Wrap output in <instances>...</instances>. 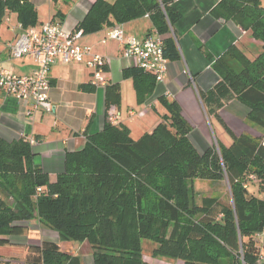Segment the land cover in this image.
<instances>
[{
    "label": "trees",
    "instance_id": "1",
    "mask_svg": "<svg viewBox=\"0 0 264 264\" xmlns=\"http://www.w3.org/2000/svg\"><path fill=\"white\" fill-rule=\"evenodd\" d=\"M174 1L95 0L75 30L91 33L148 14L152 29L163 37L164 55L175 60L179 52L171 31L179 14ZM262 1L218 0L211 14L262 41V51L253 60L229 46L214 69L248 107L247 121L264 131ZM10 14L18 22L16 35L40 23L30 0H0V23ZM54 18L59 21L52 22L61 23L64 16L57 11ZM122 74L133 80L139 99L148 101L156 86L154 76L138 66ZM79 89L92 91L93 85L83 83ZM156 99L163 111L152 131L133 139L128 126L106 121L100 131L85 135L82 148L65 153L64 171L54 181L34 163L26 136L12 141L0 137V236L14 233L21 221L37 219L61 241H87L94 264H145L142 240L154 243L155 256L180 264H257L249 237L264 230L262 138L236 136L226 129L229 146L217 143L198 153L177 102ZM118 101L119 87L106 85V106ZM155 177L161 182H154ZM195 179H225L231 202L205 196L197 204L192 197ZM32 251L37 256L23 264H82L78 255L62 252L54 243L43 242Z\"/></svg>",
    "mask_w": 264,
    "mask_h": 264
},
{
    "label": "crops",
    "instance_id": "2",
    "mask_svg": "<svg viewBox=\"0 0 264 264\" xmlns=\"http://www.w3.org/2000/svg\"><path fill=\"white\" fill-rule=\"evenodd\" d=\"M30 1L39 17V8L43 7L44 0ZM50 1L55 8L50 9L48 19H39V22L59 21L58 18L53 19L59 11L64 16L60 25L67 31H74L95 0H70V6L68 0ZM217 1H174L172 6L178 12L179 19L171 32L179 58L169 60L165 76L162 81L156 82L153 92L146 98L148 101L139 99L130 77H123V69L136 67L134 59L125 57L124 45L109 38L107 32L110 28L104 27L95 32L82 33L78 43L91 46L94 52L106 58L104 75L107 85L116 84L119 87V101L106 106V86H93L92 91L79 89V85L91 84L92 80L91 69L83 63L65 64L57 61L48 72V109L38 111L33 121L26 118L24 106L16 97L0 90V137L6 141L25 136L33 138V161L41 166L51 181L64 171L65 153L82 148L86 134L102 129L108 121L110 107L120 112L118 120L111 123L128 126L130 133L152 131L161 120L163 111L156 99L158 96L174 100L180 106L182 116L191 127L189 140L198 153L212 146L213 140L229 146L232 139L226 129L236 136L246 134L259 137L263 130L247 121L248 107L236 99L214 69L215 60L229 46L234 45L247 58L253 59L259 52V42L249 32L243 33L234 22L215 18L211 9ZM13 18L15 15L10 14L7 22ZM116 26L125 35L138 38L154 31L146 14ZM15 27L13 33L16 35ZM7 48H0V68L9 69L15 74H30L35 64L25 58H10ZM130 109L134 110L133 116L128 113ZM0 239L5 240L0 243V264H23L27 259L37 256L32 248L40 247L43 242L54 243L62 252L78 255L82 264H94L87 241H61L57 232L42 227L37 219L22 221L18 230L0 236Z\"/></svg>",
    "mask_w": 264,
    "mask_h": 264
},
{
    "label": "built area",
    "instance_id": "3",
    "mask_svg": "<svg viewBox=\"0 0 264 264\" xmlns=\"http://www.w3.org/2000/svg\"><path fill=\"white\" fill-rule=\"evenodd\" d=\"M81 35L82 30L67 31L60 23L49 21L22 30L8 42L10 58H25L35 64L33 71L27 75L15 74L9 69L0 68V90L16 97L23 104L25 116L29 121H33L36 113L42 108L48 109L50 89L48 72L57 61L65 64L83 63L91 69L93 86L107 85L104 75L106 58L94 52L91 46L78 43ZM107 35L124 45L125 57L133 58L136 66L151 73L156 82L162 81L169 60L164 55L163 37L155 30L143 38H138L134 35H125L120 27L115 26L108 30ZM128 113L133 116L134 110L130 109ZM119 115V111L110 107L107 120L115 122ZM25 140L29 144L35 142L31 137ZM250 179L254 180L255 177L251 175ZM36 191L39 192L40 188ZM256 235L258 243L263 245L264 230ZM258 261L263 264L264 256L260 255Z\"/></svg>",
    "mask_w": 264,
    "mask_h": 264
},
{
    "label": "rangeland",
    "instance_id": "4",
    "mask_svg": "<svg viewBox=\"0 0 264 264\" xmlns=\"http://www.w3.org/2000/svg\"><path fill=\"white\" fill-rule=\"evenodd\" d=\"M262 2L264 3V0ZM68 5L70 6V0H68ZM53 8H55V6L53 5V3L50 0L49 1L44 0L43 7L39 8V17L38 18L40 20L48 19V13H49L50 9H53ZM12 26H14V27L16 26V18L11 19L9 22H7L4 19L0 23V48H7V46L5 47V44L6 43L8 44V42L12 41V39L15 35V33H13L14 27L11 28ZM241 31L244 33V31L242 29H241ZM247 32H249L251 34L250 31H247ZM251 36H252V34H251ZM252 38L255 41L259 42V47H260L259 52L254 56V58H256L260 54V52L262 51V41L254 38L253 36H252ZM235 67H236V70L239 69L238 64ZM156 125H157V123L155 124V126ZM150 131L151 130H148V132H150ZM260 132L262 135H260L259 138H262V142H264V131H260ZM130 135L133 139H138L142 134H136V133H134V131H132L130 133ZM215 137H216V139L218 138L216 135H215ZM213 142H214L213 145H215V146H217V143L220 144V142L215 143V140H213ZM217 151L219 152L218 148H217ZM153 180H154V182H161L159 177L158 178L155 177ZM192 186H193V192H194L192 197H193L194 202H196L197 204H199L201 202L202 197H205L206 195H213V197L220 198L223 201L231 202L230 190H229L227 181L225 179L222 181L209 180V179H196L195 181H193ZM151 192H152L151 203H155V201H156L155 197H154L155 191L152 189ZM254 194L255 195L258 194V191L255 190ZM25 228H27V227H25ZM257 233L258 232L256 231L249 237L250 244L252 245V249L255 250V248H256L258 256H260V255L264 256V241H263V245L258 243V239H257V235H256ZM47 243H50V242H47ZM154 246L155 245L152 241L142 240V250H143L142 255H143V260H144L145 264H175V263L180 264L181 263V262H176L173 259L155 256L152 252V249ZM254 246H255V248H254ZM31 248L32 247H29L28 249H31ZM257 264H262V263L257 261ZM263 264H264V261H263Z\"/></svg>",
    "mask_w": 264,
    "mask_h": 264
}]
</instances>
